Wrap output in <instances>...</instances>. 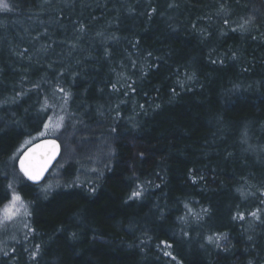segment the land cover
Segmentation results:
<instances>
[{
	"label": "trees",
	"instance_id": "16d2710c",
	"mask_svg": "<svg viewBox=\"0 0 264 264\" xmlns=\"http://www.w3.org/2000/svg\"><path fill=\"white\" fill-rule=\"evenodd\" d=\"M58 106L80 153L55 138L31 185ZM10 182L29 214L0 264H264V0H0V208Z\"/></svg>",
	"mask_w": 264,
	"mask_h": 264
},
{
	"label": "snow or ice",
	"instance_id": "6c2138e0",
	"mask_svg": "<svg viewBox=\"0 0 264 264\" xmlns=\"http://www.w3.org/2000/svg\"><path fill=\"white\" fill-rule=\"evenodd\" d=\"M3 7L5 9H7V4H4ZM251 21V17H249V19L245 20L243 22V24H241V28H244L247 24H249ZM225 23H227V21H225ZM81 30H83V27L81 28ZM213 63H215V61H213ZM113 88L115 89V85H113ZM59 92L63 93V99L65 101V104L67 103V100L70 98V93L65 91L63 88H59L57 89ZM49 107V105L47 104V101H45V104L42 106V110L44 108ZM62 110H64L62 108ZM67 117L65 115H59L55 118V123H53V117H49L48 121L45 122L44 124V128L48 129L49 127L54 128L55 130H59L64 126V121ZM46 145H48V152L45 154V157H42V159L44 160L43 164L40 165L39 167H33L30 163L31 160V156H32V152L35 151V149H30L28 152H26L24 154V156L19 158V167H20V171L23 173V175L29 180L32 181L34 183H38L41 180V177L44 175V172L47 169V164L55 158L56 156V152L58 150V145L56 143L55 140H51V141H46L45 142ZM195 182V180L193 181ZM71 186V185H69ZM138 190L133 191L131 196L129 197V199H133V198H140L142 195V191L139 190L140 186H137ZM8 189L11 192V199L8 201L7 204H5L3 206V208H0V224H3L11 219H13L19 212L20 210H23L25 215H28V205L23 201V198L14 190L13 188V184L10 182L8 184ZM52 189L51 185L46 186L45 188L41 189V191L45 194V196H47L48 194H50ZM261 195H264V193H261ZM187 207V205H186ZM203 212L207 213V209H202ZM248 215H251L252 217L259 219V210L248 213ZM245 218V213L243 212H238L235 216H233V219H240L243 220ZM181 219H184L183 217H181ZM197 219H199V216H197ZM29 231L31 232L32 229L29 228ZM186 235V233H185ZM71 238L74 240L76 239V233H72L71 234ZM219 241L221 239L220 236H209L208 237V241L211 243L213 240ZM162 244H165L166 247H171V245H167L166 242L162 241ZM40 248L41 246L39 244L35 245V250L31 252L30 254V258L32 260H36L39 253H40ZM9 251H13L12 249H8L6 247V245L4 244V242H0V253H2L4 256H8L9 255ZM165 256H171V253L168 251L164 252ZM173 259H175V257H172Z\"/></svg>",
	"mask_w": 264,
	"mask_h": 264
},
{
	"label": "rangeland",
	"instance_id": "374dc122",
	"mask_svg": "<svg viewBox=\"0 0 264 264\" xmlns=\"http://www.w3.org/2000/svg\"><path fill=\"white\" fill-rule=\"evenodd\" d=\"M56 114L57 116L59 115H65L67 118L64 121V126L62 127L63 130L65 131H72L73 132V136L71 139V135L70 137L64 136V135H58L57 130H55L52 127H49L48 129H45L43 127V129L36 135L33 137V141L38 140L40 138H44V137H54L57 138L61 141V143L63 144L64 149L62 150V153L64 154L65 158L69 159L72 158L74 159L77 156V153L75 152V149L80 153L79 149L77 148V143L75 140V131L78 130V125L77 122L75 121L74 118H70L67 116V114L65 113V110H62V108L60 106H58L56 109ZM53 123H55V118L53 120ZM75 146V147H74ZM22 211L20 210V212L11 220L0 224V241H8V240H12L9 239V235L10 232H8V230H13L19 227H16L18 225H20L22 223ZM14 227V228H13ZM13 228V229H11ZM11 242V241H9Z\"/></svg>",
	"mask_w": 264,
	"mask_h": 264
},
{
	"label": "water",
	"instance_id": "95a60500",
	"mask_svg": "<svg viewBox=\"0 0 264 264\" xmlns=\"http://www.w3.org/2000/svg\"><path fill=\"white\" fill-rule=\"evenodd\" d=\"M51 140H55L58 147V150L56 152V156L54 159H52L48 164H47V169L44 172V175L41 177V180L38 183H34L32 181H29L24 175L23 173L20 171V167H19V158L24 156V154L26 152H28L30 149H35L34 152H32V156H31V160L30 163L33 167H39L40 165L43 164L44 160L42 159V157H45V154L48 152V145H46V141H51ZM61 155V145L59 143V141L55 138L52 137H44V138H40L34 142H32L31 144L27 145L18 155L17 159H16V168L19 171V173L22 175V177L31 185H38L40 183H42L45 178L47 177V175L49 174V172L51 171V169L53 168V166L56 164V162L58 161V159L60 158Z\"/></svg>",
	"mask_w": 264,
	"mask_h": 264
}]
</instances>
